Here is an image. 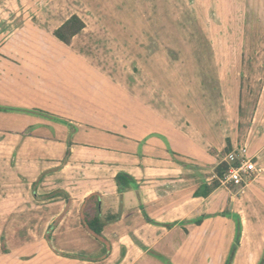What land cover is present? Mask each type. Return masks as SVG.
Returning <instances> with one entry per match:
<instances>
[{"label": "crops", "instance_id": "0c3cea01", "mask_svg": "<svg viewBox=\"0 0 264 264\" xmlns=\"http://www.w3.org/2000/svg\"><path fill=\"white\" fill-rule=\"evenodd\" d=\"M113 1L131 7L134 25L164 24L157 15L160 8L147 0H92L91 7L86 0H0V264H161L153 253L202 249L203 241L212 240L208 248L216 264L226 259L227 264H264V49L211 45V40L224 44L229 36L263 42L264 0L177 2L176 7L193 10L182 24L208 27L207 33L202 29V48L196 49L212 58L208 89L206 66L195 75L172 58L194 50L180 52L170 43L189 40L187 34L165 33L167 48L147 43L152 37L164 41L162 32L158 39V32L152 37L133 33L130 40L144 44L136 52L125 44L117 49L123 60L132 58L127 65L92 70L87 50L109 36L93 31L105 17L104 3ZM72 15L84 28L66 45L52 33ZM51 20L52 32L47 27L37 35L46 40L31 44L29 30L36 32ZM232 56L251 59L237 66L230 64ZM91 72L112 73L115 81L96 79ZM231 73L234 80L247 82V91L253 81H262L242 132L239 119L235 139L219 115L189 113L192 95L200 103L215 99L226 108L233 93H224L223 85L232 83ZM207 129L214 133L205 134ZM99 133L105 142L95 145L91 138ZM228 145L245 146L259 171L240 188L219 185L201 195L200 187L216 178L214 168ZM45 153L53 157L47 161ZM6 168L17 169L9 180L2 176ZM117 175L128 178L122 190ZM34 182L35 193L30 190ZM8 185L11 190L4 192ZM90 195L96 198L84 204ZM82 208L100 220L116 216L105 221L103 239L82 224ZM9 217L26 225L12 251L1 226ZM9 235L13 240L17 233L12 228Z\"/></svg>", "mask_w": 264, "mask_h": 264}, {"label": "rangeland", "instance_id": "374dc122", "mask_svg": "<svg viewBox=\"0 0 264 264\" xmlns=\"http://www.w3.org/2000/svg\"><path fill=\"white\" fill-rule=\"evenodd\" d=\"M5 2L7 0H4ZM87 2L85 3L86 5H90V2L92 0H86ZM111 1V0H110ZM84 2V1H83ZM145 0H140V3L143 4ZM179 4V6H182L183 1L182 0H147V3H155L157 8H160L157 10V15L159 16L162 14L163 16V21L164 24L162 26L160 25H140V24H135L134 25V17L128 14V11H131V7L126 6L125 8L121 6V1H113V2H105L104 3V8H105V17L100 18L101 22H99V25L95 26V30L93 31L94 33H106V35L109 36H103L99 38V41H95L94 44L90 45L89 50H87L88 57L86 62L89 63L90 68L92 70L99 69L106 71L108 69L107 64H112L115 63L116 65L119 63L120 65H124L128 63V60H131L132 58H125L123 60V57L118 55V48L122 49L124 46L127 48L129 45H131V52H136L138 49L139 44H144V42H138L135 40H130L129 35L135 33V34H143L145 33L147 36H151L153 33L158 32L157 39L160 37V32L162 35V38L164 41H161L158 39V41L154 40L152 37V42H147L148 44L152 43L153 45H164L165 47H169V44L171 43L174 48H178L180 52H183L187 48H194V50H189L184 53H180V55H174L172 58L176 62V64L180 63L181 61L184 62V66H188L191 68V70L194 71L195 75H198L200 72H202V68L206 66V89L209 88L207 81H208V76L211 74V68L213 66L212 58L208 56L202 57L200 56L201 54L196 52L197 48H202V33L203 31L207 33V30L205 24H195L194 25H187V24H182V18H186L188 16H191L192 11L191 9L188 10L186 7H176V4ZM146 3V4H147ZM116 6L119 7L121 10H116ZM89 7V6H88ZM134 7L136 5L134 4ZM127 9V10H126ZM202 10H200V14L202 16ZM193 16V15H192ZM174 20L177 22L178 25L174 24ZM201 20V19H200ZM180 21V22H178ZM18 22L15 21V23ZM113 22H117V24H113ZM208 26V25H207ZM47 27L50 28L51 32L54 27L53 21L51 20L49 22V25L46 23H40V25L35 28L36 32L34 30H29L30 33H33V39L30 40V43L34 44L36 40H38V34L42 35L40 32L42 29H47ZM41 29V30H40ZM203 29V31H202ZM214 32H217V28H212ZM44 31V30H43ZM165 33L168 34H187L188 39L186 41H181V38H179L178 41L176 42H170L165 36ZM38 35V36H37ZM54 36V32L52 33ZM159 36V37H158ZM105 37V39H104ZM230 38L223 41L219 40H211V45L213 48H218V47H225L228 49H242L244 46L249 50H254L255 48H262L264 49V41L263 42H243V41H236L232 40L233 36H229ZM104 39V40H103ZM126 41L124 42V40ZM46 40V35L40 36V39L36 42H42ZM125 44V45H124ZM188 44V45H187ZM225 45V46H224ZM185 46V47H184ZM252 48V49H251ZM126 53V51H125ZM248 55V54H247ZM251 58L249 56H245V58H242L240 56H232L229 57L228 60L230 61V64L232 62L233 65L241 66V62L243 60H246L247 62ZM264 57H260V60H263ZM253 63L252 66L253 68L256 69L258 72L259 69L256 67V58H252ZM102 64V65H101ZM181 66V64H179ZM234 68H232V71ZM262 74L264 72V68L261 70ZM109 73V72H108ZM117 75V73H115ZM121 74V73H120ZM213 74V73H212ZM92 77L94 76L96 79L103 80V79H110L111 81L114 80L115 78L112 75V73L109 74H104V73H99V72H91ZM245 76V75H244ZM249 76L247 75V78ZM232 79V80H231ZM231 81L232 83H227L224 84V93H233V95L230 98V102H228V105L226 108H224L223 105L219 106L218 101L215 99H210V101L206 100L204 102L200 103L199 99L200 97L198 95H192L194 97L191 98V101L193 104H191V109L189 110V113H194L196 116L201 114L202 112L209 114L210 116H217L219 115L220 118V123L226 121V127H229L226 132H229L230 130L233 132L232 138H237L238 136L235 135L238 130V122L239 119H241V125H240V131H244V128L247 124V119H248V114L253 110L254 105L256 104L257 97L260 94L261 91V84L262 81L260 82H255L253 81L251 84V87H249V91H247L248 86L247 82L244 81L242 82L241 78H237L234 80L233 73H231ZM228 80V81H230ZM232 89L230 90V88ZM196 89H193L191 92L195 93L197 91H194ZM98 91V90H97ZM241 93L242 96H241ZM196 97V98H195ZM207 97V96H206ZM178 99H175L179 102V105L182 106L184 105L180 100V97H177ZM199 103V104H195ZM98 108L102 107L101 105L97 106ZM106 107V105H104ZM201 110V111H200ZM33 112V111H31ZM22 113V112H21ZM58 122V121H56ZM60 124H63L62 122H59ZM94 124L101 126L105 125L104 122L101 121H95L93 122ZM99 132H104L102 130H99ZM96 135L94 138H91L92 140L95 141V145H102L104 144L105 140L103 139L101 134ZM205 134L211 135L214 133L213 130L207 129L204 131ZM229 137V138H231ZM236 141H238L239 145L242 144L243 138H238ZM235 141V142H236ZM249 142V141H248ZM81 143V142H79ZM110 145L111 140L108 141ZM115 144V143H114ZM249 144V143H248ZM46 156L45 160L49 161L48 159L52 158V154H47L45 153ZM248 155H251V152L249 151ZM251 157V156H250ZM222 157H220L221 159ZM219 159V160H220ZM218 160V162H219ZM16 170L12 173V171L9 168L3 169L2 176L3 178L9 180L12 176L16 174ZM45 171H42V174H40L37 178L39 182L43 180V173ZM253 177V175H252ZM251 177V178H252ZM249 179V181L251 180ZM25 181V180H23ZM37 183H32L30 185V190L31 192L35 193V186H37ZM245 185V181L243 183V186ZM29 186V185H28ZM6 189L11 190L10 185L8 186H3L4 192ZM2 190V189H1ZM234 193H237L239 191L238 189L232 190ZM14 218V217H13ZM12 217H9L6 219V222L2 224V231L3 234L5 235V241L6 245L9 246V250L12 251V247H14V250L17 249L18 247V235L22 236L21 231L23 230L24 232L26 231V225H23L21 223H18L17 221L13 223ZM12 228L15 230L17 235L14 237L13 240L9 237V233L12 230ZM229 235V234H228ZM227 235V238H228ZM236 237V233H234V238ZM196 241H199V239H196ZM201 241V240H200ZM209 244H215V242L212 241H203V248L202 249H196V250H191V249H183L180 250L179 253L176 252H171L168 256L165 255H160V254H155L153 253L151 256L156 258L161 264H216V259H215V253L212 248H208L210 246ZM234 249L235 247L232 246ZM230 247V248H232ZM231 251V249H230ZM14 255V254H13ZM208 255V256H207ZM229 256V255H228ZM173 259V261H172ZM211 260H213V263H211ZM223 264H227V259L224 261Z\"/></svg>", "mask_w": 264, "mask_h": 264}, {"label": "trees", "instance_id": "16d2710c", "mask_svg": "<svg viewBox=\"0 0 264 264\" xmlns=\"http://www.w3.org/2000/svg\"><path fill=\"white\" fill-rule=\"evenodd\" d=\"M84 28V23L81 21L79 17L76 15L70 16L67 20H65L58 28L54 30V36L60 42L68 45L71 39L78 34ZM231 150L230 146L228 145L222 152V156L226 155ZM228 166L224 162H219L216 167L214 168L216 178L212 180L210 184H204L200 187V194L206 196L209 194L214 188L219 186L218 178L222 176V174L227 170ZM128 178L126 175H117L116 180L118 183L119 188L123 189V180H127ZM120 190V191H121ZM96 198L95 195H90L84 201V204ZM82 224L98 239L102 238V228L105 221H110L116 218V216H108L105 220H100V218L96 215V213H85L82 208ZM200 222V221H199ZM198 222V223H199ZM105 248L104 250H106ZM234 248L232 247L231 252H233ZM106 252V251H105ZM104 252V253H105ZM231 256V254H230Z\"/></svg>", "mask_w": 264, "mask_h": 264}, {"label": "built area", "instance_id": "2783aa9c", "mask_svg": "<svg viewBox=\"0 0 264 264\" xmlns=\"http://www.w3.org/2000/svg\"><path fill=\"white\" fill-rule=\"evenodd\" d=\"M219 162H224L228 166L227 170L218 178L219 185L224 187L233 185L240 188L244 181L246 184L252 175L259 171L253 158L248 155L245 146H237L231 149Z\"/></svg>", "mask_w": 264, "mask_h": 264}]
</instances>
